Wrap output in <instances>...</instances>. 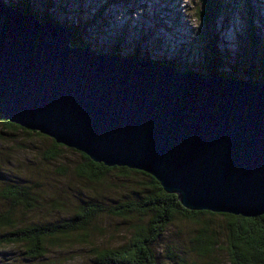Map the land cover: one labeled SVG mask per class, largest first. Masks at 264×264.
Here are the masks:
<instances>
[{"label":"water","instance_id":"obj_1","mask_svg":"<svg viewBox=\"0 0 264 264\" xmlns=\"http://www.w3.org/2000/svg\"><path fill=\"white\" fill-rule=\"evenodd\" d=\"M0 0V116L107 168L155 179L188 212L264 215V83L71 47Z\"/></svg>","mask_w":264,"mask_h":264},{"label":"rangeland","instance_id":"obj_2","mask_svg":"<svg viewBox=\"0 0 264 264\" xmlns=\"http://www.w3.org/2000/svg\"><path fill=\"white\" fill-rule=\"evenodd\" d=\"M243 1L231 4L215 27L204 23L206 14L211 16L199 0H125L110 6L109 0H54L48 12L73 23L78 19L92 22L83 38L97 54L117 51L125 57L136 52L164 60L165 65H175L182 72L194 70L208 76L211 65L205 60V48L214 44L219 74L259 81L264 73L257 64L259 58L264 63V0H250V10L255 13L251 34L255 43ZM28 5L33 12L46 11L43 0H29ZM0 136V186L16 183L31 187L40 200L32 210L0 201V215L11 211L17 227L60 223L69 219L74 206L82 201L98 203L105 209L86 231L61 239L58 247L47 244L42 258L24 257L22 245L0 247V264H96L95 249L117 250L129 243L138 225L147 223V218L133 214L119 217L113 211L119 205L140 202L149 192L148 178L113 171L103 180L89 183L75 173L85 163L79 153L64 148L57 160L48 162L50 138L5 129L1 120ZM56 201L59 208L53 207ZM223 221L221 217L212 220L217 245L204 255L193 242L201 225L176 219L153 246L157 262L179 264L183 259L186 264H231ZM172 255L177 256L176 261L170 259Z\"/></svg>","mask_w":264,"mask_h":264},{"label":"trees","instance_id":"obj_3","mask_svg":"<svg viewBox=\"0 0 264 264\" xmlns=\"http://www.w3.org/2000/svg\"><path fill=\"white\" fill-rule=\"evenodd\" d=\"M122 1L125 0H109V6ZM200 1L206 8V12L211 16L208 17L206 14V18L203 21L206 25H211V27H215L216 21L223 14L225 15V13H228L231 9V4H237V2H240V0H199V2ZM6 2L23 14H31L42 22H51L70 30L71 38L69 44L71 47L90 49L89 44L84 41L83 36L87 33V29L92 22H83L81 19H78L73 23L61 20L57 15H50L48 11L52 5L54 7V0H43V3H45L43 10L45 11L46 9L43 13L33 12L28 5L29 0H25V2L7 0ZM243 4L247 11V15L250 16L248 20L251 35L255 28L253 25L255 13L250 10V0H244ZM210 7L212 9H209ZM252 39L254 40V43L257 41L254 36ZM216 51L214 44H209L205 48V60L208 62V65H211V68H208V74L215 73L223 77L240 80L238 76H234L233 74L218 73L215 68L217 59ZM110 55L119 56V53L115 51ZM125 57H138L141 60H150L154 64L176 68L175 65H165L166 63L164 60L157 61L141 53L133 52ZM257 60L258 66L264 68L263 60L261 58ZM176 69L179 70L180 68ZM183 73L201 74L194 70ZM244 81L250 83H264V73L262 79L260 78L259 81H256L253 78L248 80L245 79ZM0 120L4 124L5 129H17L28 134H35L40 138L49 139L39 133L23 130L18 126L7 122L1 116ZM0 139H2V136H0ZM64 148L65 147L56 144L52 140V149L47 153L45 160H48V162L57 160L61 156V150ZM70 150L76 152L72 149ZM80 155L85 163L76 168L75 173L78 177L86 179L89 183L99 182L103 180L108 173L113 171H118L123 175L138 174L149 179V192L142 197L140 202H128L123 206L119 205L120 208H115L116 210L114 211L116 212L113 211L114 215L119 217L133 214L142 217L143 219L147 218V223L138 225L135 228V232L127 245L117 250L95 249L96 264H159L153 246L155 247V245L163 238V235L168 231L169 227L178 218L201 225L193 242L195 247L201 250L204 255L208 254L213 252L217 245V241L214 240L216 238V231L211 226L212 220L217 217H221L224 220L223 228L227 234V250L231 264H264V224L258 222L261 217H264V215L258 218H245V220H252L254 223L248 226L249 230L247 233H245L243 229L238 231L234 221L235 218L240 216L214 214L211 212H188L181 206L177 196L166 194L160 184L151 176L127 168H107L102 164H95L83 154ZM36 187H38V184L34 186V188ZM41 187L42 186L39 185V189ZM32 190L31 187L22 186L16 183L0 186V201H9L15 208L23 207L27 210H32L36 208L35 205L40 202V200H37L39 197L34 195ZM53 207H60L58 201L54 202ZM124 208H127V210ZM104 211L105 209L103 206L98 203L82 201L74 206L72 216L69 219L49 225H28L24 227H17L15 225L11 211L1 214L0 247L22 245L25 248L23 253L24 257L30 259L42 258L47 253V244L58 247L61 239L69 238L75 233L86 231ZM87 236V234L84 235V237ZM170 259L176 261L177 256L172 255ZM178 263L186 264V261L182 259L180 262L178 261Z\"/></svg>","mask_w":264,"mask_h":264},{"label":"snow or ice","instance_id":"obj_4","mask_svg":"<svg viewBox=\"0 0 264 264\" xmlns=\"http://www.w3.org/2000/svg\"><path fill=\"white\" fill-rule=\"evenodd\" d=\"M258 222L260 224H264V217H261ZM234 223L236 224L238 231L240 229H243V231L245 233H247L248 230H249L248 226L251 225V224H253L254 221H252V220H245L244 217H237V218H235Z\"/></svg>","mask_w":264,"mask_h":264}]
</instances>
